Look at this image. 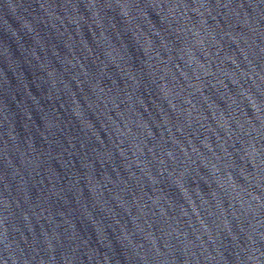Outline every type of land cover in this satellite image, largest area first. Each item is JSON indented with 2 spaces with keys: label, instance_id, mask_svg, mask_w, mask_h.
<instances>
[{
  "label": "water",
  "instance_id": "water-1",
  "mask_svg": "<svg viewBox=\"0 0 264 264\" xmlns=\"http://www.w3.org/2000/svg\"><path fill=\"white\" fill-rule=\"evenodd\" d=\"M0 264H264V65L0 120Z\"/></svg>",
  "mask_w": 264,
  "mask_h": 264
}]
</instances>
